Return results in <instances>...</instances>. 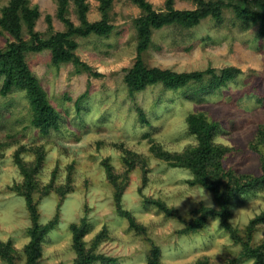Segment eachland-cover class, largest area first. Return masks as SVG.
<instances>
[{
    "label": "rangeland",
    "instance_id": "obj_1",
    "mask_svg": "<svg viewBox=\"0 0 264 264\" xmlns=\"http://www.w3.org/2000/svg\"><path fill=\"white\" fill-rule=\"evenodd\" d=\"M158 11L167 10V0H147ZM38 7L35 30L45 37L68 31L59 17L57 0H27ZM10 0H0V16ZM90 22L106 20L109 35L74 34L75 54L82 65L52 63L51 50L28 52L27 62L60 113L61 127L43 134L34 126L33 110L26 93H0V240L13 241L25 264L23 250L32 224L24 195L13 190L24 176L16 155L32 164L34 148H43L44 162L35 175L33 196L43 223L58 216V224L43 243L39 264H71L77 257L70 225L86 218L91 227L85 238L91 247L102 231L96 252L117 261L112 264H147L152 243L160 247L164 264H253L241 256L220 218L210 217L196 232L182 233L203 206L219 209L213 194L202 185H192L189 168L173 165L159 152L178 154L198 145L189 131L188 116L204 113L221 124L214 142L229 150L223 158L226 169L240 174H263V151L253 148L264 125V32L259 23H246L233 8H224L219 23L209 16L191 28L166 26L153 30L152 43L144 52L147 66L178 73L227 67L240 70L236 78L216 88L201 90L194 82L177 90L162 83L131 94L126 77L138 54L136 19L143 14L133 0H113L107 14L98 0H87ZM175 9H194V0H173ZM75 27L82 25L77 7L69 2L66 13ZM23 37L30 38L23 23ZM15 37L0 25V49ZM84 65V66H83ZM260 149V148H259ZM19 152V153H18ZM133 166H130V165ZM107 165L112 167L108 170ZM112 173V175H110ZM50 192L45 193V186ZM69 190L61 195L60 186ZM160 200L175 211L167 216L146 201ZM120 200V201H119ZM132 212L147 227L146 234L130 228L120 208ZM264 211V189L235 199L231 224L244 228ZM264 241V223L254 233L253 243ZM239 260V261H237ZM0 264L8 262L0 257ZM93 264H102L95 262Z\"/></svg>",
    "mask_w": 264,
    "mask_h": 264
},
{
    "label": "trees",
    "instance_id": "obj_2",
    "mask_svg": "<svg viewBox=\"0 0 264 264\" xmlns=\"http://www.w3.org/2000/svg\"><path fill=\"white\" fill-rule=\"evenodd\" d=\"M57 1L59 3V17L68 25V31L54 32L50 34V37H45L35 30L40 12L38 7H30L27 0H10L9 5L3 10V15L0 16V25L15 37L14 41L9 42L4 48L0 49V93L8 95L17 89L24 91L33 110L32 123L43 134H49L51 130L61 127L60 113L51 104L47 92L30 68L26 59L27 53L42 52L48 49L52 52V63L54 65L59 66L63 62H73L76 66H80L83 63L75 54L78 43L72 36L74 34L81 36L91 34L109 35L113 30L112 25L106 20L96 22L88 20L89 5L87 0H73L82 23L81 26L75 27L66 16L71 0ZM98 1L101 10L107 14L113 0ZM133 1L142 8L143 14L135 22L139 36L137 59L126 77L131 94L158 83H162L168 89L173 90L185 88L191 83L203 82L208 71L213 74V77L209 84L201 90L207 87L216 88L233 80L240 72L235 67H227L220 74H216L212 69L178 73L170 69L147 66L143 55L152 43V34L155 29L166 26L191 28L209 16L221 23L224 19V8L231 7L236 17L246 23H259L261 31L264 32V0H194L197 7L186 10L175 9L173 0H167V10L162 12L156 11L147 0ZM23 23L27 26L30 34L29 39L23 37ZM187 122L190 133L198 139V145L178 154L160 151L159 156L162 159L172 160L173 165L189 168L193 173L191 184L202 185L209 190L213 194L219 209L209 206L201 207L197 210L198 216L188 223V226L181 232H196L206 226L210 217L220 218L231 239L240 245L241 256L246 260H253V264H264V241L258 244L253 243L254 233L258 230L260 224L264 223V211L251 219L244 228H235L230 222L232 205L235 199L252 191L264 189V154L262 157L263 174L261 176L240 174L232 169H226L222 161L229 149L214 142L221 124L210 121L204 113L190 114ZM3 146L4 143L0 142V151ZM261 146L264 148V125L259 128L253 141V148L263 151ZM34 152L36 157L32 164L23 160L19 154L16 155L17 164L21 169L24 180L12 187L13 190L25 196L32 221L28 229L30 240L23 250L25 264H39L43 243L58 224V216L46 223L40 220L38 205L33 194L37 189L35 175L37 169L44 162L45 151L43 148L38 147L34 148ZM107 167L111 171L112 167L110 165H107ZM50 188V185L45 186L44 192L49 193ZM57 190L61 195H64L68 192L69 187L63 185L58 187ZM146 202L156 205L167 216L175 214L173 209L160 200L148 199ZM119 213L127 218L131 229L139 234H146L147 227L138 223L131 211L120 208ZM90 227L91 223L86 218H82L79 223H71L73 248L77 253L76 259L71 264L115 263L117 261L115 257L96 252L98 244L107 236L104 231L95 237L91 247H87L85 236ZM19 253L12 240H0V257L5 259L8 264H19L17 262ZM161 257L160 247L152 243L147 264H164ZM232 264L234 263L232 262Z\"/></svg>",
    "mask_w": 264,
    "mask_h": 264
}]
</instances>
